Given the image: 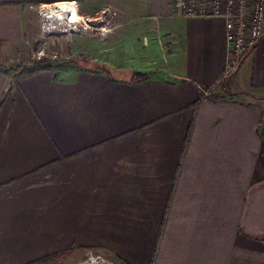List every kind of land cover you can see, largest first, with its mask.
<instances>
[{
	"label": "crops",
	"instance_id": "obj_1",
	"mask_svg": "<svg viewBox=\"0 0 264 264\" xmlns=\"http://www.w3.org/2000/svg\"><path fill=\"white\" fill-rule=\"evenodd\" d=\"M70 1L72 22L91 25L90 0H0V46L25 41L36 6ZM95 2L123 20L79 39L85 61L0 65V264L83 249L264 264V37L225 78L222 19L178 17L172 0Z\"/></svg>",
	"mask_w": 264,
	"mask_h": 264
},
{
	"label": "rangeland",
	"instance_id": "obj_2",
	"mask_svg": "<svg viewBox=\"0 0 264 264\" xmlns=\"http://www.w3.org/2000/svg\"><path fill=\"white\" fill-rule=\"evenodd\" d=\"M89 2H92L90 13L96 16L95 18L97 19L96 22V19H94L91 25H86L89 28L83 26L84 24L81 26L78 23L72 24V21L69 22L70 19L66 18L63 14H54L52 12L54 9L51 10V13L49 11H42L40 13L36 6L34 14L30 19L29 35L25 41L11 45L10 47L0 46V65L9 68L13 73L18 72L16 74L19 75L20 73L32 72L43 66H60L67 61H85L87 56L81 52L82 46L79 49L74 46L80 44L79 39L84 38L85 35L92 38L93 41H97L102 36H105L107 32L114 33L117 31L118 34L120 28L118 27L119 21L123 20L119 9L110 6L102 11L100 10L101 12H97L99 10L97 8L99 3L95 2V0H90ZM52 21L53 25L51 24ZM100 24L105 25V27ZM100 28H103V30ZM142 29V32L145 30L149 35L153 32L152 27ZM132 30L134 31V28L125 27L127 36H136L138 34V32L134 33ZM141 34V39L146 44L149 40L148 35ZM134 53L135 57L132 56V58L133 62L136 63L137 52L134 51ZM132 58L128 57L126 63L121 62L122 66L128 69V67L134 65ZM260 58H263V52H260ZM118 262L121 263L116 256L107 257L98 251L83 249L76 250L74 253L71 252L59 261L54 260L46 264H119Z\"/></svg>",
	"mask_w": 264,
	"mask_h": 264
},
{
	"label": "built area",
	"instance_id": "obj_3",
	"mask_svg": "<svg viewBox=\"0 0 264 264\" xmlns=\"http://www.w3.org/2000/svg\"><path fill=\"white\" fill-rule=\"evenodd\" d=\"M172 3L174 15L178 17L220 18L225 22V78L240 66L242 59L264 37V0H172ZM47 5L38 6L40 13H51L52 8ZM86 25L89 24L83 26Z\"/></svg>",
	"mask_w": 264,
	"mask_h": 264
},
{
	"label": "bare ground",
	"instance_id": "obj_4",
	"mask_svg": "<svg viewBox=\"0 0 264 264\" xmlns=\"http://www.w3.org/2000/svg\"><path fill=\"white\" fill-rule=\"evenodd\" d=\"M47 6H50L53 10L52 12L54 14H58V13H62L64 12V16L67 18L69 15V21H77V20H81L82 17L79 15V13L77 12V8H76V4L75 2H63V3H56V4H49ZM51 17V16H50Z\"/></svg>",
	"mask_w": 264,
	"mask_h": 264
},
{
	"label": "trees",
	"instance_id": "obj_5",
	"mask_svg": "<svg viewBox=\"0 0 264 264\" xmlns=\"http://www.w3.org/2000/svg\"><path fill=\"white\" fill-rule=\"evenodd\" d=\"M43 67H47V66H43ZM136 76L137 77L138 76L141 77L140 73H137ZM209 97H211V98L216 100V99L223 98L224 96L219 95V94H213V95H210ZM63 254H64V252H59V253H57L55 255H52V256H46V257H44V258H42L40 260H37L35 262H32L30 264H46V263H48L50 261L58 260Z\"/></svg>",
	"mask_w": 264,
	"mask_h": 264
}]
</instances>
